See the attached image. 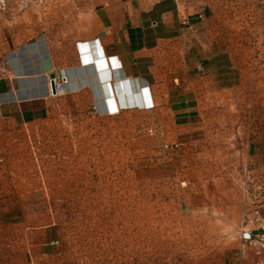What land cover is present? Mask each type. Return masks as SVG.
Wrapping results in <instances>:
<instances>
[{
	"label": "rangeland",
	"instance_id": "374dc122",
	"mask_svg": "<svg viewBox=\"0 0 264 264\" xmlns=\"http://www.w3.org/2000/svg\"><path fill=\"white\" fill-rule=\"evenodd\" d=\"M199 1L213 27L200 132L180 139L169 103L109 116L63 95L0 126V213L22 235L47 229L69 264L264 259L260 231L243 232L264 214V0ZM142 89L108 97L110 111L150 106Z\"/></svg>",
	"mask_w": 264,
	"mask_h": 264
},
{
	"label": "crops",
	"instance_id": "0c3cea01",
	"mask_svg": "<svg viewBox=\"0 0 264 264\" xmlns=\"http://www.w3.org/2000/svg\"><path fill=\"white\" fill-rule=\"evenodd\" d=\"M200 4L45 0L20 13L10 6L0 13V126L46 117L63 95L109 116L169 103L180 139L200 132L194 95L210 77L213 62V27ZM52 72L67 76L64 93L51 94ZM143 87L151 94L150 106L110 111L108 97L119 102L118 95L142 93ZM22 237L28 239L24 246ZM1 241L0 264H69L50 231L22 235L19 220L3 212Z\"/></svg>",
	"mask_w": 264,
	"mask_h": 264
},
{
	"label": "built area",
	"instance_id": "2783aa9c",
	"mask_svg": "<svg viewBox=\"0 0 264 264\" xmlns=\"http://www.w3.org/2000/svg\"><path fill=\"white\" fill-rule=\"evenodd\" d=\"M175 4L181 3L183 0H170ZM12 3V5H10ZM45 0H0V13H4L9 11L10 6L14 9L15 12L20 13L32 6L35 5H43ZM198 71L202 70V67L197 66ZM49 89L52 95H58L65 92L68 84V78L66 75L62 73H54L53 84L55 93H52L50 78L48 77ZM255 222L256 227L253 229H249L248 224H245L243 227L244 233H250L252 230L260 231V237L264 240V214L262 213V209L259 207L254 209V219L250 220ZM254 264H264V259H257Z\"/></svg>",
	"mask_w": 264,
	"mask_h": 264
},
{
	"label": "water",
	"instance_id": "95a60500",
	"mask_svg": "<svg viewBox=\"0 0 264 264\" xmlns=\"http://www.w3.org/2000/svg\"><path fill=\"white\" fill-rule=\"evenodd\" d=\"M48 77L50 78V83H51V90H52V93L54 94L55 93V90H54V84H53V77H54V73H50L48 75Z\"/></svg>",
	"mask_w": 264,
	"mask_h": 264
},
{
	"label": "bare ground",
	"instance_id": "6f19581e",
	"mask_svg": "<svg viewBox=\"0 0 264 264\" xmlns=\"http://www.w3.org/2000/svg\"><path fill=\"white\" fill-rule=\"evenodd\" d=\"M89 59H90V58H89ZM95 67H96V66H95ZM95 67H94V69H95ZM95 72H96V71H95ZM96 76H97V75H96ZM98 91H99V90H98ZM98 94H99V93H98ZM104 94H105V93H104ZM104 94H103V95H104ZM106 94H107L106 96H108V93H106ZM96 95H97V94H96ZM97 96H99V95H97ZM103 97H104V96H103ZM103 99H104V98H103ZM103 99H102V100H103ZM109 99H110V98H109ZM109 99L107 98V100H108V102H109V107H111L112 104H111V102H110ZM105 101H106V100H105ZM105 101H104V102H105ZM106 103H107V102H106ZM107 104H108V103H107ZM104 108H105V107H104ZM109 109H110V108H109Z\"/></svg>",
	"mask_w": 264,
	"mask_h": 264
}]
</instances>
